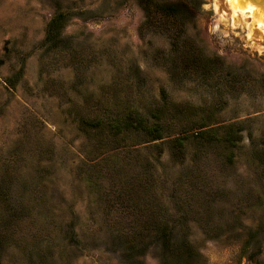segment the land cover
<instances>
[{"label": "rangeland", "instance_id": "obj_1", "mask_svg": "<svg viewBox=\"0 0 264 264\" xmlns=\"http://www.w3.org/2000/svg\"><path fill=\"white\" fill-rule=\"evenodd\" d=\"M131 109L164 138L84 121ZM230 123L232 161L197 146ZM174 215L207 264H264V0H0V264H191L146 233Z\"/></svg>", "mask_w": 264, "mask_h": 264}, {"label": "trees", "instance_id": "obj_2", "mask_svg": "<svg viewBox=\"0 0 264 264\" xmlns=\"http://www.w3.org/2000/svg\"><path fill=\"white\" fill-rule=\"evenodd\" d=\"M159 119L160 116L158 114L154 113L152 116L148 117L142 114L138 109H131L126 113L117 114L116 116L108 115L105 117V114H103L99 117L87 118V120L84 121L87 125L101 131H107L108 134H112L122 140L132 133H144L151 141H154L164 138V126ZM204 126H206V124H202L200 128ZM223 128H225V132L221 131ZM243 129L244 127L242 124L230 123L201 129L197 132H193L192 135L194 139L197 140L198 147L203 146L210 148L213 144H219L223 145L225 149H229L230 147L234 148L238 146L242 141ZM178 137L174 138V140H176L174 144L176 145L177 152L182 155L185 142L180 136ZM231 151L232 153L229 152L228 157L232 161L234 150ZM188 194L189 192L187 190L182 194H180L179 191L175 192L173 201L176 202L180 210L183 209L182 205L187 203L189 199ZM175 218H177V215L173 216V220L168 217H161L159 221L151 220L154 222L151 223L152 225L150 227H146V233L150 235L151 232L155 231L153 229L154 227L159 229V232L157 231L159 235L163 234L161 245L165 255L169 253L173 256H179L184 259V261L187 260L192 262L191 264H207L203 253L198 248V244L189 238V233L183 234L180 239L177 238L179 225H182L184 222L181 221L177 224L178 221ZM127 235L128 232H126V236ZM140 241L141 240H139V243ZM139 243L135 242L133 247H136Z\"/></svg>", "mask_w": 264, "mask_h": 264}, {"label": "bare ground", "instance_id": "obj_3", "mask_svg": "<svg viewBox=\"0 0 264 264\" xmlns=\"http://www.w3.org/2000/svg\"><path fill=\"white\" fill-rule=\"evenodd\" d=\"M257 2H258V0H257ZM238 3H239V2H238ZM259 3H261V2H259ZM258 5H259V4H258ZM262 5H263V4H262ZM254 6H255V5H254ZM247 8H248V7H247ZM254 8H255V7H254ZM254 8L252 7L251 9H254ZM259 8H260V7H259ZM259 8H258V9H259ZM260 15H261V14H260Z\"/></svg>", "mask_w": 264, "mask_h": 264}]
</instances>
